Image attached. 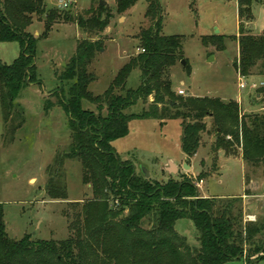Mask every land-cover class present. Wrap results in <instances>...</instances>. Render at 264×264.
I'll list each match as a JSON object with an SVG mask.
<instances>
[{
    "label": "trees",
    "instance_id": "1",
    "mask_svg": "<svg viewBox=\"0 0 264 264\" xmlns=\"http://www.w3.org/2000/svg\"><path fill=\"white\" fill-rule=\"evenodd\" d=\"M44 1L0 0V42H18L21 48L11 64L0 61V106L5 123L14 119L23 88L38 82L35 71L39 39L28 28L34 15L45 13ZM137 1L117 0L118 11L131 9ZM237 1L239 35L233 38L238 40L240 55L234 67L246 78L255 71L264 76V34L246 32V25L255 19V0ZM147 3L150 26L137 35L140 50L122 66L105 93L95 95L89 89L96 78L89 67L103 45L100 39H88L78 43L59 76L62 87L55 90L57 102L48 100L45 104L46 110L61 106L66 111L72 139L69 146L58 151L54 165L48 167L49 197L68 199L59 168L66 159L76 158L82 164L84 183L93 187V198L83 202L72 233L61 240H35L31 234L21 240L10 238L4 205L0 203V264H226L243 258L245 242L253 245L264 229V225L254 223L243 227L234 215L236 205L218 206L215 199L199 197L192 178L153 181L116 152L113 141L129 133L132 120L154 118L167 123L181 119V149L189 160L200 151L206 119L212 118L217 133L213 146L216 161L220 152L233 157L241 154L252 166L264 161V113H241L236 100L176 93L171 67L185 58V36L164 35L162 3ZM106 9L92 6L80 14L72 8L49 10L43 37H48L59 22H75L85 32H101L107 27V21L102 20ZM202 40L207 47L226 48L224 34L204 35ZM185 68L191 73L188 64ZM136 69L142 71L141 82L138 88H130L127 80ZM67 83L68 90L64 87ZM260 89L262 98L264 86ZM83 99L96 104L98 112L85 109ZM139 101L144 103L143 110L140 114L130 113ZM126 209V216H120ZM182 218L193 220L199 233L198 246H189L186 237L176 231V222ZM147 222L152 224L150 228L145 227ZM261 251L250 253L246 261L263 259Z\"/></svg>",
    "mask_w": 264,
    "mask_h": 264
},
{
    "label": "rangeland",
    "instance_id": "2",
    "mask_svg": "<svg viewBox=\"0 0 264 264\" xmlns=\"http://www.w3.org/2000/svg\"><path fill=\"white\" fill-rule=\"evenodd\" d=\"M105 2L103 5L101 3ZM163 6L164 35H183L184 60L191 73L181 61L171 67V81L178 94L186 91L185 97H217L221 100H236L241 113H264V97L260 88L250 90L241 88L240 74L234 67L240 55L237 38L239 17L237 0H159ZM117 0H72V11L84 13L87 9L106 6L102 14L107 27L101 32H85L75 22L56 23L48 37L46 16L49 10L63 9L57 0H45L46 11L33 16V24L28 28L38 38L36 71L38 82L30 83L21 91L14 119L5 123L0 106V203L4 205L6 230L10 238L23 239L28 234L37 239H65L72 233L76 213L83 202L93 198V187L83 181V168L79 159H66L59 168L60 179L66 184L68 199L55 200L47 193L50 179L48 167L54 165L59 150L71 143L69 117L66 111L57 106L46 110L48 100L57 102L56 89L62 87L59 78L63 68L69 64L79 42L84 40L102 41V48L96 52L89 70L95 80L89 89L95 95L106 92L122 66L131 56L138 54L139 38L142 28L150 26L146 17L147 0H138L131 9L119 12ZM255 19L246 25V32L264 34V0H255L253 5ZM226 35V48L217 50L205 46L203 36ZM21 48L18 42H0V61L11 64L19 57ZM141 70H134L127 86L138 88ZM245 81H264L258 71ZM69 84L64 87L68 90ZM151 97L149 100H152ZM85 109L98 112L97 105L83 99ZM144 103L139 101L130 113L140 114ZM106 114V110L103 111ZM207 130L203 133L202 146L194 159L186 164L189 168L169 173L163 168L170 160L178 164L183 159L181 149L182 121L140 118L130 122L129 133L113 141V146L122 160L130 161L141 172L148 168L151 180L167 182L169 179L192 178L200 183L199 197L215 199L218 206L236 205L234 215L243 227L249 223L264 225V161L260 165H248L240 156H227L220 152L215 160L213 150L217 138L212 118H207ZM16 128V129H15ZM192 164L194 169L192 170ZM183 166V165H182ZM184 167V166H183ZM202 174V181L199 175ZM246 176L249 180L246 182ZM128 209L120 216H126ZM256 216L250 221L248 215ZM120 218V217H119ZM118 220V218H115ZM152 224L145 223L146 228ZM176 231L186 237L189 246H198L197 229L193 220L179 219ZM244 256L226 264H264L259 261H246L250 253L257 249L264 251V229L258 234L254 244L245 242ZM261 251V252H262Z\"/></svg>",
    "mask_w": 264,
    "mask_h": 264
},
{
    "label": "built area",
    "instance_id": "3",
    "mask_svg": "<svg viewBox=\"0 0 264 264\" xmlns=\"http://www.w3.org/2000/svg\"><path fill=\"white\" fill-rule=\"evenodd\" d=\"M71 3H72V0H57L58 6H60L63 9H68L71 6ZM244 78H246V77L241 76V75L239 77V83H240L241 88H250V90H254V89H257V88L264 86V81H255L254 80V81L249 82V81H245ZM178 92L180 95H186V91L184 89H180ZM197 185L201 186L200 183H198ZM248 219L250 221H255L256 216L249 214Z\"/></svg>",
    "mask_w": 264,
    "mask_h": 264
},
{
    "label": "crops",
    "instance_id": "4",
    "mask_svg": "<svg viewBox=\"0 0 264 264\" xmlns=\"http://www.w3.org/2000/svg\"><path fill=\"white\" fill-rule=\"evenodd\" d=\"M238 9H239V2H238ZM240 157L242 158V156ZM190 159H194V157H191ZM187 160L188 158L186 154L183 152V159L180 164H178L176 161L170 160L168 164L163 166V168L166 169L169 173H174V172L180 171L182 168H185L183 166H185ZM190 167H192V170L195 168L193 164Z\"/></svg>",
    "mask_w": 264,
    "mask_h": 264
},
{
    "label": "water",
    "instance_id": "5",
    "mask_svg": "<svg viewBox=\"0 0 264 264\" xmlns=\"http://www.w3.org/2000/svg\"><path fill=\"white\" fill-rule=\"evenodd\" d=\"M105 2L103 1V3H101L100 5H103ZM103 17H104V15H103ZM103 17H102V19H103ZM215 34H219V30H217L216 31V33ZM182 63L184 64V65H186V60H182ZM185 168H189V166L187 165V164H185V166H184ZM143 169V171H144V173H145V176L146 177H149L150 176V171L148 170V168H146V167H142Z\"/></svg>",
    "mask_w": 264,
    "mask_h": 264
}]
</instances>
